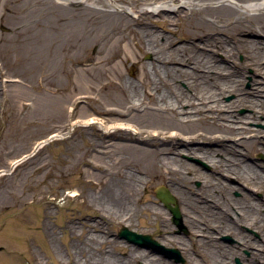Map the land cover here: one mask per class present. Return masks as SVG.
I'll return each mask as SVG.
<instances>
[{
    "label": "rangeland",
    "instance_id": "1",
    "mask_svg": "<svg viewBox=\"0 0 264 264\" xmlns=\"http://www.w3.org/2000/svg\"><path fill=\"white\" fill-rule=\"evenodd\" d=\"M54 1L56 0H0V264H82L85 260L90 264L93 258L106 252L115 257H123L124 251L131 248L143 250L171 264H188L187 256L178 244H163L166 248L177 249L179 252V256H169L152 247L131 243L119 235L120 229L126 227L141 234H149L161 244L162 241L166 242V238L161 235L162 231L165 226H169L172 228L171 235L184 238L190 252L197 248L202 249L201 240H194L191 236L179 198L165 184L151 182L147 190L148 195L159 204L164 213L163 223L147 215L145 211L131 226L116 220L101 221L95 208L89 207L90 195L98 192L95 189L96 182L103 183L109 177V166L112 171L115 162H118L124 169L138 167L140 173L144 174L150 165L142 159L136 160L133 153L121 147L123 139L127 140L130 136L113 131L106 132L103 127L109 126L110 119L100 110L112 104L120 105L122 96L116 89L102 88L100 78L90 83L83 70L85 60L88 56L95 57L98 47L87 40L88 36L86 37V32L80 25L85 18V3H81L82 0H68V4L64 5L71 21L69 32L64 37L60 29L55 32L53 28L56 14L50 3ZM124 1L126 0L90 2L97 8L109 10L110 3L124 5ZM181 1L178 4L187 0ZM188 1L197 4L201 0ZM232 1L244 11L254 9L264 0ZM188 7L190 6L183 8L187 12L186 19L172 23L171 30L166 28V23L157 15L152 20L145 19L140 23L153 25L152 30L159 35L158 42H164L166 37L182 40L179 42L182 51L200 54L204 61H213L206 65L211 68L209 73L212 76L198 84L200 91H219L225 79L229 84H240L245 92L243 94L253 92L256 86L254 79L257 76L255 67L248 61V54L254 55L257 52H254L255 48L247 40L236 37L234 19L222 18L214 26L203 27L196 13ZM254 12L255 10H250V13ZM197 26L203 27L197 33L201 29L210 33V29L216 28L220 41L229 44L236 53L226 54L216 45L205 44L206 40H202V36L194 41L193 34L186 41V38L180 39L182 32L191 33ZM65 38L67 49L62 50L61 42ZM243 38L264 40V33L257 27L256 31L246 32ZM53 39L57 40L58 46L51 48ZM193 43L199 46L195 47ZM136 53V61L134 55L128 54L126 63L121 59L118 63L121 70L120 80L123 83L131 80L139 86L140 62H151L154 54L140 50ZM181 66L187 68L186 65ZM215 71L223 72L225 77H214ZM68 75L78 84L74 95L54 91L67 84ZM178 82L181 91L191 93L187 82L183 79ZM237 98L235 92L225 91L221 101L229 109L226 113L245 118V122L233 124L243 125L254 131L238 136L230 135V140L226 142L235 149L236 158L242 159L241 165L264 169V116L255 117L253 109L238 102ZM143 109V106L140 107L139 112ZM126 112L128 115L135 113ZM93 115L104 124L102 128L100 123L87 124L88 118ZM226 123L231 124L232 121ZM191 129L199 132L201 127L195 124ZM58 131L65 133L63 139H54L45 144L11 170L13 161L31 154L39 142L47 140ZM212 141L199 139L193 146L205 147L211 143L213 147L220 148V145ZM155 143L162 147L168 146L163 139H157ZM101 151L103 152L100 156ZM186 152L179 155L184 162L205 173H215L211 163ZM3 170L6 172L1 174ZM219 175L224 177L225 183L237 187L230 194L232 199H242L244 191L252 195L253 202L264 200V190L255 184H250L235 174L216 172V176ZM105 185L104 183L103 187ZM202 185L203 179L197 177L193 181L196 189L202 188ZM162 187L174 197L175 202L171 205L178 207L180 223L174 221L169 208L157 197V191ZM74 192L77 194L72 196ZM242 228L252 241L261 245L264 253L261 233L248 225H242ZM213 233L227 252L231 250L230 247L241 245L232 233L218 235L215 230ZM113 241L119 242V246H114ZM252 250L255 248L245 247L243 254L247 259L237 256L231 259V264H250L248 259Z\"/></svg>",
    "mask_w": 264,
    "mask_h": 264
},
{
    "label": "bare ground",
    "instance_id": "2",
    "mask_svg": "<svg viewBox=\"0 0 264 264\" xmlns=\"http://www.w3.org/2000/svg\"><path fill=\"white\" fill-rule=\"evenodd\" d=\"M90 1H81L85 3L83 11L85 18L80 25L86 32V37L88 36L87 40L94 45L97 44L98 47L95 57L88 56L85 60L83 70L90 83L100 78L103 83L102 88L116 89L122 99L120 105L112 104L100 110L110 119L108 127L96 120V115L90 116L87 124L100 123L101 128L103 126L106 132L113 131L126 137L130 136L127 140L123 139L121 147L133 153L136 160L147 161L150 168L141 174L138 167L124 169L121 164L119 166V163L115 162L116 165L110 171L108 165L109 177L103 183L96 182L95 189L98 192L90 195L89 207L95 208L101 221L116 220L131 226L145 211L147 215L163 223V211L147 192L151 182L163 183L179 198L191 236L194 240L199 238L203 246L202 249L197 248L196 251L190 252L184 238L171 235L172 228L169 226H165L162 231L161 235L166 238V242L162 241L161 244H178L186 254L188 264H231V259L237 256L247 259L243 254L245 247L255 248L248 259L250 264H264L261 245L252 241L242 228V225L255 228L264 239V200L253 202L252 195L244 191L242 199L234 200L230 194L237 187L225 183L224 177L216 176V172L235 174L264 190V169H257L247 164L241 165L242 159L236 158L235 149L226 142L230 140V135L238 136L244 132H253L254 129L252 131L249 127L233 124L239 121L245 122V118L226 113L229 109L225 108L221 101L225 91L235 92L238 95L237 101L253 109L255 117L264 116V40L243 38L246 32L256 31L257 27L264 33V1L254 9L244 11L232 0H201L197 4H192L188 0L183 4H178L182 2L181 0H126L123 2L126 6L110 3L109 10L97 8ZM68 2V0H56L50 3L56 14L54 31L60 29L64 37L71 26L64 6ZM187 5L190 6L189 10L196 13L203 27L214 26V23L222 18L234 19L236 37L247 40L248 44L255 48L254 52H257L254 55L248 54V61L255 67V76H257L254 79L256 86L253 92L243 94L240 84L232 85L225 79L219 91L210 93L200 91L198 84L212 76L209 73L211 68H207L206 65L213 61L208 59L204 61L200 54L182 51L179 46L182 40L166 37L164 42H158L159 35L152 30L153 25L140 23L145 19L152 20L157 15L166 23V28L171 30L172 23L182 18L186 19L187 12L183 8ZM196 5L201 7L197 8ZM143 6L152 9L148 10ZM250 10L255 12L250 13ZM203 27L197 26L191 33L182 32L180 39L186 38V41L190 34H193L194 41L202 36V40H206L205 44L216 45L226 54L236 53L233 47L220 41L221 39L216 35L219 33L216 28L210 29L212 31L210 33L205 29L197 33ZM74 28L77 29V26L74 25ZM75 32L77 33V30ZM56 41L52 40L51 48L58 46ZM61 43V49L66 50V38ZM194 45L199 46L196 43ZM137 50L154 54V59L149 63L138 61L141 65L139 86L131 80H126L124 83L120 80L121 70L118 63L120 59L126 63L128 54L134 55L136 61ZM210 59L214 58L210 57ZM181 65H186L187 68ZM215 72L214 77L223 78V72ZM179 79L187 82L191 90L190 94L180 90ZM88 81L87 85L90 86ZM77 85L68 75L67 84L54 91L69 92L74 95ZM186 105L187 108H184ZM142 106L144 109L139 112ZM126 111L135 113L128 115ZM228 121L232 123H226ZM195 124L201 127L199 132L191 129ZM51 137L63 139L65 133L58 131ZM157 139H163L168 146H158L155 143ZM199 139H212V142L220 145V148L213 147L211 143L205 147L193 146ZM182 146L185 149H180ZM183 151L193 153L211 163L215 173H205L184 162L179 158ZM18 161L20 160L13 161V164ZM197 177L203 179L200 189L193 186V181ZM104 183L106 185L103 187ZM76 194L77 192H74L72 196ZM98 224L97 221L96 225ZM214 230L218 235L234 234L241 245L230 247L231 250L227 252L226 248L217 241ZM113 243L114 246H119V242L113 241ZM89 263L171 264L136 248L126 249L123 257H115L106 252L93 258ZM82 264H87V261Z\"/></svg>",
    "mask_w": 264,
    "mask_h": 264
},
{
    "label": "water",
    "instance_id": "3",
    "mask_svg": "<svg viewBox=\"0 0 264 264\" xmlns=\"http://www.w3.org/2000/svg\"><path fill=\"white\" fill-rule=\"evenodd\" d=\"M158 197L166 204V206L170 209L173 214V219L175 222L180 223L181 216L178 207H173L171 202H174L172 196L166 192L164 189H159L157 191ZM120 236L126 238L128 241L146 247H152L155 250H158L162 253H167L170 255L179 256V252L177 249L166 248L164 245L160 244L157 240L152 238L149 234H140L135 231L129 230L126 227H123L120 231Z\"/></svg>",
    "mask_w": 264,
    "mask_h": 264
}]
</instances>
